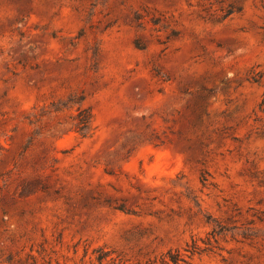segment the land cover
Wrapping results in <instances>:
<instances>
[{
  "label": "rangeland",
  "instance_id": "374dc122",
  "mask_svg": "<svg viewBox=\"0 0 264 264\" xmlns=\"http://www.w3.org/2000/svg\"><path fill=\"white\" fill-rule=\"evenodd\" d=\"M170 250L264 264V0H0V264Z\"/></svg>",
  "mask_w": 264,
  "mask_h": 264
},
{
  "label": "trees",
  "instance_id": "16d2710c",
  "mask_svg": "<svg viewBox=\"0 0 264 264\" xmlns=\"http://www.w3.org/2000/svg\"><path fill=\"white\" fill-rule=\"evenodd\" d=\"M86 119H84L83 123L84 125L83 126H88L89 125V121H90V118H91V115H88L87 117H85ZM79 130H84V129H79ZM82 135H85L86 133L84 132H81ZM195 244V242L193 243ZM186 250L190 251L191 253L195 252L193 249H192V245H187L186 247ZM169 257V260L173 263V264H178L180 261H183L185 260L181 254L178 252V250L176 251H168L167 252V255ZM166 260V259H165ZM168 261V260H167ZM164 262V261H163ZM165 264H171L170 262H166Z\"/></svg>",
  "mask_w": 264,
  "mask_h": 264
}]
</instances>
